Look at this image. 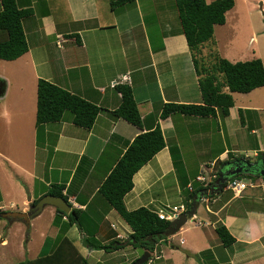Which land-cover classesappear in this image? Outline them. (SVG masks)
Segmentation results:
<instances>
[{"label":"crops","instance_id":"1","mask_svg":"<svg viewBox=\"0 0 264 264\" xmlns=\"http://www.w3.org/2000/svg\"><path fill=\"white\" fill-rule=\"evenodd\" d=\"M17 1L33 13L23 20L28 51L14 60L0 59V100L10 95L0 102V189L2 178L15 183L10 196L0 191V211L28 210L26 188L34 201L53 185H63L70 212L76 209L84 219V231L75 224L66 235L89 264H132L141 256L133 245L108 252L85 245L84 238L94 235L109 243L118 233L126 240L132 232L99 189L138 134L160 126L166 146L134 175L133 189L124 197L129 210L145 206L157 213L186 205L188 184L202 188L195 178L214 160L223 162L220 171L229 161L244 159V152H253L250 161L264 160V86L232 92L234 105L226 116L219 109L209 116H161L166 103L203 102L176 0H135L116 7L113 0ZM235 8L227 11L226 22ZM205 45L202 52H211ZM253 54L264 63L262 55ZM40 78L98 105L94 125L78 126L66 111L62 120L37 126ZM115 82L131 85L142 126L113 114L122 101ZM253 188L242 196L224 188L208 202L200 198L192 218L201 219L190 226L187 221L174 234L178 240L168 236L159 241L152 253L159 258L153 264H264V188ZM44 213L53 222L57 208L46 206L39 216ZM36 218L32 228L24 225L26 234ZM16 222L21 221L10 225ZM219 224L235 237L233 244L222 243ZM54 229L51 237L59 233L58 227H50ZM25 242V258H36L42 249L30 254L32 237Z\"/></svg>","mask_w":264,"mask_h":264},{"label":"trees","instance_id":"2","mask_svg":"<svg viewBox=\"0 0 264 264\" xmlns=\"http://www.w3.org/2000/svg\"><path fill=\"white\" fill-rule=\"evenodd\" d=\"M0 1L2 4L0 10V59L14 60L29 49L23 20L30 16L33 10L32 8H21L17 0ZM134 1L113 0L111 5L113 7L122 6ZM235 4V0H212L211 2L207 0H176L182 30L199 75L203 102L166 103L162 108V117L166 118L173 113L209 116L215 115L217 109L223 116H226L234 105L232 92L247 93L264 86V63L260 57L232 62L218 55L211 66H207L204 62L202 47L214 38L215 25L226 23V13ZM225 87L228 88L227 91L224 90ZM116 88L121 93L122 101L113 114L135 125L142 126V116L131 85L119 83ZM37 93V126L60 121L64 113L70 111L73 113V122L76 125L91 128L101 111L98 105L43 78L39 79ZM165 146L166 141L160 126L142 132L132 140L99 189L100 194L130 225L132 232L126 240L116 238L109 243H102L94 238V235H88L84 238L85 245L108 252L133 245L144 252L145 250L154 251L159 241L168 237L166 231L170 226V221L161 219L156 212L145 206L129 210L124 200L125 195L133 189L134 175ZM235 159L238 160V158ZM176 161L177 158H175ZM220 163L223 162L218 160L217 167ZM244 177L253 181L263 178L249 174ZM226 185L227 183L219 191H222ZM63 188V185H53L49 193L64 196ZM205 190V188L196 187L189 193L186 197L187 210L191 208L193 201L197 198V193L202 191L204 193ZM217 192L209 194L213 196ZM39 199H35L34 203ZM64 217H66V221L60 223ZM54 223L59 225V233L55 237H46L45 244L36 258H25L17 264H89L87 258L78 251L73 241L66 235V229L75 224L84 231V223L78 210L72 209L70 213H65L57 209ZM216 232L225 246L234 243L235 237L226 225L219 224L216 227ZM52 243L53 248H51Z\"/></svg>","mask_w":264,"mask_h":264},{"label":"rangeland","instance_id":"3","mask_svg":"<svg viewBox=\"0 0 264 264\" xmlns=\"http://www.w3.org/2000/svg\"><path fill=\"white\" fill-rule=\"evenodd\" d=\"M235 1V6L237 8L231 10L232 12L229 13L226 24L217 25L215 28L214 38L212 41L205 43L207 51H211L206 53L204 51L202 52L204 62L207 66H211L215 57L218 55L225 56V58L232 62L236 59L235 57H237L238 61L252 59L254 56L253 51H256V55H262L264 57V0ZM231 52L234 53L235 56H232ZM229 57H231V59ZM9 98L10 95H8L5 99H1L0 102L8 100ZM2 179L4 182L0 191L2 190V192H5L6 190L7 195L10 196L12 193V185L15 184L13 183L14 179ZM243 179L246 181L250 180L244 176ZM254 182L259 185L262 182V179H257ZM252 190L255 192H260V190L263 191L260 185L256 186ZM20 206L22 207V205ZM13 209L17 208L8 207V210ZM47 214L48 213H44L36 218L37 224L32 230L27 229L30 235L28 233L26 234V230L23 231V222H16L14 225H10V221L0 218V238L8 239V243H0V264H17L18 262L25 260V249H27V247L25 248V245L23 244L26 241L25 244L27 243L28 245L30 237H32L30 254H33L36 250L40 251L43 248L46 236L50 235L51 237L53 233L56 232L55 229L50 230V227L54 225L59 229V225L57 226L54 221L51 222ZM81 219L84 223V219L82 217ZM200 219V217L190 218L186 226H190L194 221L198 222ZM63 222V220L60 221V223ZM25 236H27V239ZM170 237L174 238V241H176L178 240L179 235L177 234ZM51 248H53V243ZM48 250L49 248L47 251ZM136 255H142V250L137 248Z\"/></svg>","mask_w":264,"mask_h":264},{"label":"water","instance_id":"4","mask_svg":"<svg viewBox=\"0 0 264 264\" xmlns=\"http://www.w3.org/2000/svg\"><path fill=\"white\" fill-rule=\"evenodd\" d=\"M252 170L256 171L259 175H261V177L264 178V160L249 162L245 158L229 161L227 165L221 169L219 178L217 179V185L210 190V193H213L214 191L217 192L222 189L230 177L241 174H250V171ZM26 192L28 194L27 199L30 202L29 210H7L4 212H0V218H5L11 220L12 222L23 221L29 228L31 226V220L39 216L46 208V206H54L65 213H69L71 210L70 203L63 196L48 193L42 196L36 203H34L27 188ZM199 193L200 196L203 194V192ZM200 196L197 194V198L193 201L191 208L186 210L185 212H182L176 219L171 221L170 226L166 231V235L171 236L179 232V230L185 225V223L197 213L199 201L201 198ZM2 241L3 240L0 239V243ZM150 256L151 252L149 250H145L144 253L132 264H144L150 258Z\"/></svg>","mask_w":264,"mask_h":264},{"label":"built area","instance_id":"5","mask_svg":"<svg viewBox=\"0 0 264 264\" xmlns=\"http://www.w3.org/2000/svg\"><path fill=\"white\" fill-rule=\"evenodd\" d=\"M124 80L128 81L129 77L124 76ZM117 82H115L113 85H116ZM253 154V153H252ZM249 152H244L243 156L244 158L248 159L251 155ZM254 154H257L256 152ZM218 160H214L211 162L208 166V168H204L195 178V181L199 182L201 184L202 188H205L207 192H204L201 195V200L208 202L210 200V190L214 188L217 185V179L219 178L220 170L217 167ZM227 185L225 188L232 190L235 196H242L243 192L249 188V187H256L261 186L264 188V179H262V182L257 185L253 180L246 181L243 178L240 177H230L229 180L226 182ZM188 189L193 190L194 185L193 182L188 184ZM187 210L186 205H174L167 208H161L158 210L157 214L161 219L167 220V221H173L176 219L182 212H185ZM66 219V217H64ZM115 227V225H112ZM117 238L125 239L126 236L118 233ZM155 251H151L150 258L144 263V264H153L155 258H159L158 255L152 254Z\"/></svg>","mask_w":264,"mask_h":264},{"label":"flooded vegetation","instance_id":"6","mask_svg":"<svg viewBox=\"0 0 264 264\" xmlns=\"http://www.w3.org/2000/svg\"><path fill=\"white\" fill-rule=\"evenodd\" d=\"M247 161H249L250 162V160L249 159H247ZM251 162H255V161H251ZM234 169V168H233ZM249 175H251V176H261V175H259L256 171H254V170H252V171H250V174ZM260 179H264V178H260ZM34 202V201H33ZM28 210H29V208H28ZM27 211V210H26ZM36 218V217H35ZM34 218V219H35ZM8 220V219H7ZM33 220V219H32ZM32 220H31V222H32ZM10 222H12L11 220H9ZM21 222H23V221H21ZM24 223V225L25 226H27L26 225V223L25 222H23ZM31 227V226H30ZM29 227V228H30ZM28 228V227H27Z\"/></svg>","mask_w":264,"mask_h":264},{"label":"clouds","instance_id":"7","mask_svg":"<svg viewBox=\"0 0 264 264\" xmlns=\"http://www.w3.org/2000/svg\"><path fill=\"white\" fill-rule=\"evenodd\" d=\"M7 211V210H6Z\"/></svg>","mask_w":264,"mask_h":264}]
</instances>
